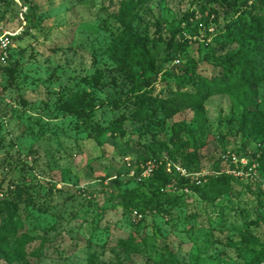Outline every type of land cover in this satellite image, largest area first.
<instances>
[{
	"label": "rangeland",
	"instance_id": "rangeland-1",
	"mask_svg": "<svg viewBox=\"0 0 264 264\" xmlns=\"http://www.w3.org/2000/svg\"><path fill=\"white\" fill-rule=\"evenodd\" d=\"M130 1L126 21L154 58L150 70L107 50ZM262 1L0 0L10 40L0 50V200L27 190L11 226L20 239L0 264H264V79L211 96L203 120L191 108L133 120L135 95L168 96L194 64L217 75L216 57L241 47L230 32L264 13ZM77 90L96 96L83 118L60 108ZM166 158L202 183L177 171L166 186L139 180Z\"/></svg>",
	"mask_w": 264,
	"mask_h": 264
},
{
	"label": "trees",
	"instance_id": "trees-1",
	"mask_svg": "<svg viewBox=\"0 0 264 264\" xmlns=\"http://www.w3.org/2000/svg\"><path fill=\"white\" fill-rule=\"evenodd\" d=\"M262 2L264 4V0ZM134 6L132 1L126 4L122 13V22L125 28L121 40L118 45L108 47L107 50L122 65L130 66L131 63L137 61L143 68L150 70L154 66V58L144 40L129 29L126 21L131 16ZM261 9L264 10V7ZM247 15L248 19H240V25L230 32L231 42L236 41L241 47L237 51H228L224 55L216 57L218 65L222 68L217 75L204 76L197 72V65L194 64L190 70L176 75L175 81L168 83V96L162 98L153 95L152 92L135 95L134 102L137 104V108L133 120L141 125L155 119L167 120L185 108L193 109L196 119L203 120L206 117L205 103L211 96L232 93L248 84L260 83L264 79V13H248ZM192 22L193 20L187 18L188 26H191ZM8 70L9 78L12 80L16 69L11 67ZM83 80L88 81V78L85 77ZM175 86L177 87L175 88ZM95 103L96 96L92 91L77 90L62 101L60 108L64 114L83 118L88 115ZM122 130H124L123 126ZM188 157H192V155L188 154ZM162 161L164 162L158 165L151 177L154 181L160 180L161 184L166 186L172 180V176L166 170L165 160ZM219 178L229 179L230 177L222 175ZM179 181L182 186L184 184L190 186L188 180L184 178H180ZM139 182L141 185L147 184L145 180ZM222 182L224 183V180ZM222 182L213 184L215 193L220 194L224 190L225 186ZM152 190L154 195L163 194L161 189L157 191L152 188ZM26 192L27 190L23 186L13 187V189H9V194L0 200V251H10L9 245L12 239H20L11 226H13L17 212L16 199ZM23 238L21 237V239ZM247 240L257 242L250 237Z\"/></svg>",
	"mask_w": 264,
	"mask_h": 264
},
{
	"label": "built area",
	"instance_id": "built-area-1",
	"mask_svg": "<svg viewBox=\"0 0 264 264\" xmlns=\"http://www.w3.org/2000/svg\"><path fill=\"white\" fill-rule=\"evenodd\" d=\"M10 44L9 36L8 33H3L0 34V50L4 51L7 49V47ZM225 157V156H224ZM164 161H150L149 164L143 169L141 175H139V180H142L143 176L148 177L152 176L155 169L158 167L159 164H162ZM165 165H166V170L168 173L173 174V173H179L185 178H191L193 175L191 173H188L185 168H182L180 165H177L174 161H172L170 158L165 159ZM177 171V172H176ZM196 178H193V181H196L198 184L202 183V177L199 173H197ZM189 188L185 189L186 193H189Z\"/></svg>",
	"mask_w": 264,
	"mask_h": 264
}]
</instances>
